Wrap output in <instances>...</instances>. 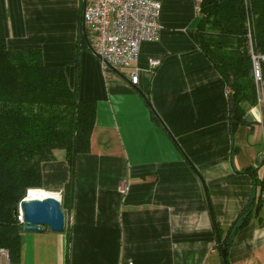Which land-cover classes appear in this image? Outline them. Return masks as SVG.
<instances>
[{"label":"crops","instance_id":"crops-1","mask_svg":"<svg viewBox=\"0 0 264 264\" xmlns=\"http://www.w3.org/2000/svg\"><path fill=\"white\" fill-rule=\"evenodd\" d=\"M158 1L159 39L140 45L131 85L93 54L81 0H0L7 48L39 49L45 64L64 67L80 101L96 103L65 231H22L14 264H264V194L225 258L213 226L224 238L248 209L244 170L264 159V106L231 129L227 86L200 47L199 2ZM54 157L41 165L38 191L62 203L70 169L64 151Z\"/></svg>","mask_w":264,"mask_h":264},{"label":"trees","instance_id":"trees-1","mask_svg":"<svg viewBox=\"0 0 264 264\" xmlns=\"http://www.w3.org/2000/svg\"><path fill=\"white\" fill-rule=\"evenodd\" d=\"M199 15L200 47L234 102L231 129L247 124L244 116L257 98L252 55H264V0H200ZM95 116L96 103L79 100L78 86L68 84L62 65L45 64L39 49L10 50L0 39V249L10 263L20 260L23 227L14 208L29 190H42L41 165L54 160L57 150L64 151L70 169L61 203L69 208L75 159L90 151ZM244 172L253 187L248 209L224 238L213 219L221 249L262 206L264 159Z\"/></svg>","mask_w":264,"mask_h":264},{"label":"built area","instance_id":"built-area-1","mask_svg":"<svg viewBox=\"0 0 264 264\" xmlns=\"http://www.w3.org/2000/svg\"><path fill=\"white\" fill-rule=\"evenodd\" d=\"M160 9L158 0H81V26L91 34L90 48L105 73L126 71L129 84H137L138 72L133 65L140 45L159 39ZM252 60L256 105L264 106V55H252ZM156 64L151 62V66ZM16 219L24 225L21 210ZM1 257L8 259L5 250L0 249Z\"/></svg>","mask_w":264,"mask_h":264},{"label":"water","instance_id":"water-1","mask_svg":"<svg viewBox=\"0 0 264 264\" xmlns=\"http://www.w3.org/2000/svg\"><path fill=\"white\" fill-rule=\"evenodd\" d=\"M81 29L83 30L82 26ZM228 108L231 115L234 109V102L231 97H229ZM19 210H21L24 220L23 232L37 233L42 228H48L55 233L65 231L67 215L58 198L52 196L43 199L25 198L18 207L14 208V217L17 216ZM225 254L226 250L222 249L223 258H225Z\"/></svg>","mask_w":264,"mask_h":264},{"label":"bare ground","instance_id":"bare-ground-1","mask_svg":"<svg viewBox=\"0 0 264 264\" xmlns=\"http://www.w3.org/2000/svg\"><path fill=\"white\" fill-rule=\"evenodd\" d=\"M27 199H43L45 198V196L40 192V191H33V190H29L27 192Z\"/></svg>","mask_w":264,"mask_h":264},{"label":"rangeland","instance_id":"rangeland-1","mask_svg":"<svg viewBox=\"0 0 264 264\" xmlns=\"http://www.w3.org/2000/svg\"><path fill=\"white\" fill-rule=\"evenodd\" d=\"M88 33H89V32H88ZM89 34H90V33H89ZM26 196H27V195H26ZM26 196H25V198H26ZM25 198H24V199H25Z\"/></svg>","mask_w":264,"mask_h":264}]
</instances>
